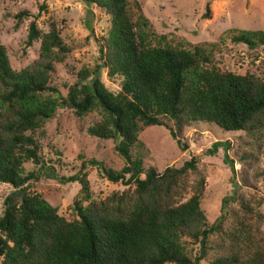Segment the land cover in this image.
Returning a JSON list of instances; mask_svg holds the SVG:
<instances>
[{
  "label": "trees",
  "instance_id": "1",
  "mask_svg": "<svg viewBox=\"0 0 264 264\" xmlns=\"http://www.w3.org/2000/svg\"><path fill=\"white\" fill-rule=\"evenodd\" d=\"M80 1L87 17L91 7L103 11L109 28L99 48L100 62L82 67L73 82L64 83V91L51 80L71 48L56 21L46 31L35 19L29 22L25 44L38 42L39 53L21 69L11 66L0 42V183L11 187L0 214V264H264V198L239 194L241 184L233 177L232 193L222 199L219 214L210 222L201 207L204 174L197 158L159 171L145 166L149 150L139 138L144 127L163 126L178 147L187 149L183 130L205 122L260 140L264 72L222 69L216 54L223 39L189 46L164 40L154 33L137 0H132L135 12L128 0ZM45 9L40 4L37 16ZM209 11L206 5L204 18ZM30 16L24 9L14 18L18 24ZM230 42L255 51L264 47V30H240ZM103 68L108 77L119 79L116 92L101 80ZM58 108L78 118L94 114L87 134L111 140L123 165L114 169L88 158L76 173L60 175L40 153L47 139L45 124ZM219 146L214 143L210 153ZM28 161L35 170H25ZM224 161L233 173L226 153ZM87 165L126 187L96 199ZM40 175L79 184L69 206L71 220L30 189ZM258 177L264 186V170ZM188 189L191 195L181 201Z\"/></svg>",
  "mask_w": 264,
  "mask_h": 264
},
{
  "label": "rangeland",
  "instance_id": "2",
  "mask_svg": "<svg viewBox=\"0 0 264 264\" xmlns=\"http://www.w3.org/2000/svg\"><path fill=\"white\" fill-rule=\"evenodd\" d=\"M137 1L154 33L165 37L164 40L189 46L223 39L221 50L216 54V61L222 69L237 73L252 71L258 75L264 72V47L251 51L230 42V36L240 30H264V0ZM128 2L130 11L135 12L133 1ZM40 4H45L46 9L37 16ZM206 5H209L210 10L208 18H204ZM24 9L32 16L16 24L14 15ZM86 9L80 0H0V42L7 49L11 66L18 70L38 58L39 43L34 42L30 46L25 44L29 22L35 19L38 27L46 31L49 22L54 20L60 28L61 37L71 48L65 61L56 65L51 80L52 84L64 91V83L73 82L75 73L82 67L93 68L100 62L99 48L109 28V18L96 7H91L93 13L87 17ZM100 77L110 91L119 89V79L108 77L106 68L101 69ZM94 118V114L78 118L71 110L58 108L54 117L46 122L47 139L40 153L48 163L57 167L60 175L76 173L81 163L88 158L103 161L114 169L123 165V159L114 150L111 140H99L87 134L86 127ZM258 135L260 140L242 131L226 132L214 124L196 122L183 130L181 140L187 144V149L178 147L168 129L163 126L144 127L139 138L149 150L144 158L145 166L153 165L159 171L166 166L179 167L192 156L197 158L204 174L201 207L212 222L220 212L222 199L232 193L233 177L241 184H238L239 194L246 198H264L262 180L256 178L264 170V129ZM214 143H220L221 146L212 154L210 150ZM226 146L228 150H225ZM243 152L246 153L241 159L239 155ZM225 153L233 162V173L229 162L224 161ZM24 168L26 171L36 169L30 161L24 164ZM86 171L96 199L126 187L121 182L108 181L94 166L87 165ZM193 178L194 175L190 173V183ZM79 187L78 183L61 184L44 175L30 183L31 190L41 194L57 207L60 215L70 220L73 215L69 206ZM10 191L8 184L0 183V214L4 197ZM191 193L190 189L186 190L181 201ZM231 207L237 208V205L231 202ZM261 210L264 214V201ZM261 229L264 231V222Z\"/></svg>",
  "mask_w": 264,
  "mask_h": 264
}]
</instances>
